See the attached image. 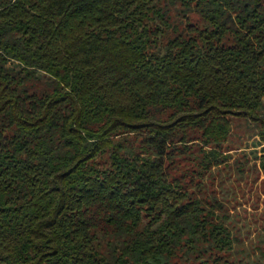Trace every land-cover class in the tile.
<instances>
[{"label": "trees", "instance_id": "16d2710c", "mask_svg": "<svg viewBox=\"0 0 264 264\" xmlns=\"http://www.w3.org/2000/svg\"><path fill=\"white\" fill-rule=\"evenodd\" d=\"M263 108L264 0H0V264H234L191 185Z\"/></svg>", "mask_w": 264, "mask_h": 264}, {"label": "rangeland", "instance_id": "374dc122", "mask_svg": "<svg viewBox=\"0 0 264 264\" xmlns=\"http://www.w3.org/2000/svg\"><path fill=\"white\" fill-rule=\"evenodd\" d=\"M230 123V134L222 147L228 161L205 172L191 188L198 196L217 198L221 204L219 213L226 215L225 223L236 238L230 255L234 264H264V144L260 126L240 116L230 117Z\"/></svg>", "mask_w": 264, "mask_h": 264}]
</instances>
